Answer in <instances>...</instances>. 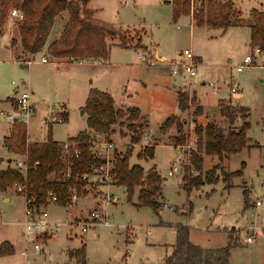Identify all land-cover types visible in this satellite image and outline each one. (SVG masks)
<instances>
[{
    "label": "rangeland",
    "instance_id": "1",
    "mask_svg": "<svg viewBox=\"0 0 264 264\" xmlns=\"http://www.w3.org/2000/svg\"><path fill=\"white\" fill-rule=\"evenodd\" d=\"M170 1L129 0L124 4L123 0H90L87 8L94 18L119 33L107 40V57L79 64L60 63L46 55L48 63L42 64L43 55L39 54L27 68H21L19 59L28 55H16L21 52L16 38L17 19L10 12L0 29V169H6V160L10 159L3 137L11 128L1 112L7 109V99L17 87L18 92L29 84L33 88L30 100L37 109L26 128L36 143H46L49 139L63 143L86 131L87 116L83 109L89 93L97 91L110 95L115 109L141 110L144 128L138 143L130 144L132 134L127 124L113 126L107 139L115 144L120 157L131 153L130 166H140L144 172L155 169L162 179L159 203L163 206L156 212L136 207L138 187L129 200L123 187H112L111 193L120 200L115 205L102 206L110 220L109 226L98 224L79 235L78 229L69 232L64 228L53 236L37 238L43 251L36 254L24 240L21 222L26 203L22 195L15 194L17 185H13L6 190L10 202L5 203L4 195L0 194V240L9 241L14 254L9 258L0 257V264H82L68 254L81 247L84 264H163L175 244L177 225L188 227L190 243L205 250L226 247L231 234L234 248L229 250L227 264H264V61L261 63L257 58L255 67L237 74L236 67L252 53L250 30L237 26L222 34L195 26L192 35L189 5L188 14L174 21L172 7L167 3ZM215 1L231 2L244 17L252 10L264 12V0ZM202 3L205 0H200ZM63 23L61 18L56 20L51 37L57 36ZM185 50L201 58L199 77L210 74L204 88L200 89L197 83L192 86L193 91L204 93L206 105L215 102L217 88L221 89L218 95L223 96L235 82L241 89L240 98L230 100L231 105L248 110L247 147L222 165L214 157L202 156L203 172L219 165L225 173H241L231 179L228 188L222 181V172L217 171V184L204 185L190 193L184 189L182 180L198 175L190 164L191 154L196 151L195 125H205L211 119V113L207 112L193 115L199 105L193 96L191 101L187 98V114L177 117L175 126L167 131L160 130L168 118L177 116L175 94L182 93L183 82L170 75L168 65ZM156 55L163 61L156 60ZM64 112L63 123L48 122ZM214 117L219 118L217 112ZM181 137L183 146H189V150L178 148L176 140ZM145 138L154 148L153 158L146 161L137 158L144 151ZM23 160L24 155L14 157L8 167L16 169L15 163ZM173 167L178 172L169 177ZM98 201L90 197L78 205L87 212ZM256 202L261 205L255 207ZM47 211L51 221H65L66 213L60 206L50 205ZM67 212L66 215L71 214L72 210ZM249 237L254 241L246 245L245 239Z\"/></svg>",
    "mask_w": 264,
    "mask_h": 264
},
{
    "label": "trees",
    "instance_id": "2",
    "mask_svg": "<svg viewBox=\"0 0 264 264\" xmlns=\"http://www.w3.org/2000/svg\"><path fill=\"white\" fill-rule=\"evenodd\" d=\"M89 1L0 0V29L12 10L19 12L22 20L17 19L16 22L17 42L21 53L33 58L47 45L57 18L65 14L67 15L65 25L59 37L48 43L47 55L68 62H97L108 55L107 40L119 36V33L113 27L94 19L93 12L87 8ZM168 4L172 7L174 21L188 14L189 0H172ZM196 12L194 25L197 27L226 32L231 27L249 26L250 48L258 47L264 53L263 11L252 10L249 20L245 21L241 19L240 13L235 10L231 2L205 0V4H200ZM187 98L184 93L177 94V107L180 112L188 111ZM7 100L10 102V99ZM83 112L87 116V130L70 139L80 143L82 151L80 160L74 161V175L88 171L95 163L88 156L87 150L91 135H104L108 138L113 132V126L127 124L126 128L132 134L130 144L140 141L144 125L141 123L143 118L137 108L115 109L110 95L91 91ZM202 112V109L196 106L193 115L201 116ZM216 112L219 118L214 117ZM216 112H210L211 119L205 125H195L196 151L191 154L190 164L198 175L188 179L185 177L182 180L187 193L204 185L217 184L219 182L217 171L222 172V181L226 184V188L229 187L233 177L241 175L239 171L225 173L219 165L247 147L248 110L232 106L230 101H219ZM175 121V117L168 118L160 130L167 131ZM176 142L177 146L184 145L182 137ZM3 144L8 153L17 156L26 155L29 164L38 162V166L31 168L26 175L15 168L0 169V193L6 192L13 185L23 186L27 195L34 199L37 207L46 204L49 193L57 195L59 198L57 204L62 206L70 189L80 188L71 179L62 181L61 143H55L51 139L46 143H27L26 127L15 124ZM153 153L154 148L147 147L137 154V158L151 160ZM130 155L131 153L119 157L113 171L115 183L125 189L128 200L134 188L138 187L136 207H147L156 212L163 206L159 203L162 179L154 168L144 172L140 166H130ZM202 156L216 158L219 165L203 172ZM1 163L0 159V165ZM78 192L81 197L86 196L81 189H78ZM228 241L229 244L224 248L205 250L190 243L188 227L177 225L175 244L172 246L171 254L164 258L163 264H227L229 250L234 248L231 234H228ZM13 254L14 249L8 242L0 244V257H10ZM68 254L77 262L85 263L82 247L69 251Z\"/></svg>",
    "mask_w": 264,
    "mask_h": 264
},
{
    "label": "built area",
    "instance_id": "3",
    "mask_svg": "<svg viewBox=\"0 0 264 264\" xmlns=\"http://www.w3.org/2000/svg\"><path fill=\"white\" fill-rule=\"evenodd\" d=\"M128 1L129 0H123V3L127 4ZM199 6L200 0H189L190 18L193 21L194 14ZM11 17L22 20L21 14L16 10H12ZM263 55V52H261L258 47L252 48L251 55H246L242 62L236 67V73L241 74L244 71L255 67L256 59L262 57L264 59ZM41 62L45 63L46 60L42 59ZM26 64L29 65L31 62L27 61ZM199 67L200 65L196 62L192 52L188 50L178 54L177 58L168 65L170 75L182 80V93L187 95L189 101H191L193 96L192 86L197 83V71ZM11 84L13 86L16 85L14 82H11ZM240 92L241 89L239 85L232 82L230 85V97L234 99L240 97ZM30 98L31 93L27 87L21 92H18L17 87L16 92H14L12 96L13 103L11 110L4 115L6 122L10 126L22 124L26 127L29 124L35 113V106ZM45 121H47V119H45ZM63 121L64 117L62 115L53 116L48 120L51 124H61ZM27 143L32 142L27 138ZM87 146L88 156L95 163L90 166L88 171L74 175V161L80 160L82 156L80 143L73 140L61 143V161L63 164V170L61 172L62 181L71 179L74 183L78 184L80 188L73 187L70 189L68 197H66L63 205L60 207L63 208L66 213H68L67 211L70 209L72 210V213H75L78 202L81 198L78 189H81L86 195H90L99 200L97 206L89 211L84 218L79 219L74 215H67L63 222L50 221L43 207L46 205L59 206L57 204L59 200L58 196L49 193L47 195L46 204L37 207L34 203V199L27 195L23 186H15V193L22 195L26 203L24 218L21 222L24 240L28 245H32L36 254L43 251V246L36 242L37 238L53 236L56 232L64 228L68 229L69 232L78 229L76 234L79 235L80 233L83 234L87 232V229L95 227L98 224L104 226L110 225V220L107 214L102 211V206L107 207L108 205H115L120 200L118 196L111 193L112 187H120L115 183L113 178V171L120 156L116 151L115 144L104 135H91ZM147 147H151V144L150 140L145 138V143L142 148L145 149ZM178 148L180 151L190 149L189 146H179ZM36 166H38V162H35L32 165L29 164L26 155L24 156L23 161H17L15 163L16 169H19L24 175H26L31 168H35ZM176 172H178L177 167H173L168 172V176L171 177ZM260 205V202L255 203V207H259ZM253 241L254 238L252 237L246 238L245 244H251Z\"/></svg>",
    "mask_w": 264,
    "mask_h": 264
},
{
    "label": "crops",
    "instance_id": "4",
    "mask_svg": "<svg viewBox=\"0 0 264 264\" xmlns=\"http://www.w3.org/2000/svg\"><path fill=\"white\" fill-rule=\"evenodd\" d=\"M172 1H170V2H167V3H171ZM235 8V7H234ZM235 10H237L236 8H235ZM239 12V11H238ZM251 12V11H250ZM250 12H249V14L247 15V17H244L243 15H242V13L241 12H239L240 13V15H241V17H243V18H241L242 20H245V21H247V20H249V18H250ZM182 16H186V15H182ZM94 17V16H93ZM181 17V16H180ZM189 17V16H188ZM58 18H61L63 21H64V23H63V25H62V27H61V30H60V32L62 31V29H63V27H64V25H65V21L67 20V15H65V14H63V15H61L60 17H58ZM57 18V19H58ZM95 19V18H94ZM189 31H190V33L193 35L194 34V30H195V25H194V21L189 17ZM243 27V26H242ZM247 28H248V30H250V28H249V26H246ZM232 28V27H231ZM230 29V28H229ZM218 31H220V30H218ZM60 32L57 34V36H55V37H49V41H48V43H50L52 40H55V39H57L58 37H59V34H60ZM222 32V31H221ZM225 32H222V34H224ZM48 43H47V45L45 46V48L42 50V52H40L39 54H42L43 55V57L41 58V60L42 59H45L46 60V62L45 63H42L41 62V60H40V63H42V64H46V63H48V59H47V57H46V47L48 46ZM8 48H10V47H8ZM12 48V47H11ZM11 51V50H10ZM20 51H21V49H20ZM39 54H37V55H39ZM16 55H23L21 52H17V54ZM37 55H35V56H37ZM14 56H15V54H14ZM35 56L33 57V58H24V59H19L20 61H19V63H21V64H23L22 66H21V68H27L28 66H30L31 64H32V61L34 60V58H35ZM16 57V56H15ZM158 59H161V61H163V58H160L159 56H157L156 55V60H158ZM195 60H196V62L200 65V67H201V62H202V60H201V58L199 57L198 58V56L197 57H195ZM27 61H30L31 62V64H29V65H27L26 64V62ZM56 61H58V62H64V61H66V60H63V59H56ZM264 60H262L261 58H260V62L262 63ZM51 63H54V62H51ZM71 63H79V62H71ZM83 63V62H82ZM82 63H79V64H82ZM255 64H257L256 62H255ZM260 65V67L262 66V64H258V66ZM257 66V65H256ZM209 77H210V74H206V73H203V74H201L200 75V77H199V75H198V79H197V85L198 86H200V89H202V88H204V86H205V81L207 80V79H209ZM158 82H160V81H158ZM176 85L177 84H173V87H176ZM28 88V90L30 91V93H31V95H32V92H31V90H33V88L31 87V84H29V87H27ZM220 88H217V92H216V96H215V102L213 103V104H209V105H206V102H205V98H206V96H204V93H198L197 91H193V97H194V101L195 102H197L199 105L197 106V107H200L201 109H202V111L203 112H207V113H210L211 111H214V112H216V108H217V105H218V102L219 101H232V100H236V101H238V99L240 98V97H237V98H231L230 97V91H229V93L227 94L226 92L223 94V96L221 95V94H219L218 95V93H220ZM179 93V91L178 92H176V94H175V96H176V104H177V94ZM8 99H10V102L8 101V102H6V104H7V106L8 107H6L7 109L6 110H3V112H1V114L3 115V117H4V115L5 114H7V113H9L10 112V110H11V107H12V103H13V100H12V97H9ZM34 106H35V112H36V109H37V107H36V105L34 104ZM115 107V106H114ZM139 111H140V114H141V116H142V112H141V110L139 109V108H137ZM203 112H202V114H203ZM187 114V111L186 112H180L179 110H178V107H177V116H171V117H175V118H179L182 114ZM65 119H66V113L64 112V114L62 115ZM5 118V117H4ZM195 120H197L196 118L194 119V121ZM175 124H176V121H175ZM175 124H173V126H175ZM187 123H185V125H186ZM184 125V126H185ZM12 127L13 126H11V128H10V131H11V129H12ZM10 131H9V133H8V135L7 136H4L3 137V140L6 138V137H8L9 136V134H10ZM26 134H27V138H28V140L29 141H31L32 143H36V141H34L29 135H28V132H27V128H26ZM8 156H9V158L10 159H7L6 160V163L7 164H5V166H9V164L11 163V161H12V158H19V156H17V155H13V154H10V153H8ZM3 169V168H2ZM0 194H3L4 195V197H3V201L5 202V203H8V202H10V198L8 197V196H6L7 195V192H4V193H0ZM15 194H17V193H15ZM90 197H92V196H90V195H86V196H83V197H81L80 198V202L81 201H87L88 199H90ZM93 198V197H92ZM93 199H96V198H93ZM98 203V202H97ZM96 203V204H97ZM50 205H46L45 207H47L46 208V210H45V212H46V214H47V216L49 217V214H48V211H47V209H48V207H49ZM55 206H57V205H55ZM45 209V208H44ZM65 213H66V211H64ZM89 211H84V209H83V207H80L79 205H77V209H76V211H75V213H71V214H68L69 216L71 215V216H75V217H77V218H79V219H82V218H84L85 216H86V214L88 213ZM67 214V213H66ZM65 214V216H67ZM50 218V217H49ZM50 220V219H49ZM51 221V220H50ZM51 241V240H50ZM3 242H8L12 247H13V245L9 242V241H2V240H0V244L1 243H3ZM13 249H14V247H13ZM11 257V256H10ZM6 258H9V257H6ZM5 258V259H6Z\"/></svg>",
    "mask_w": 264,
    "mask_h": 264
},
{
    "label": "water",
    "instance_id": "5",
    "mask_svg": "<svg viewBox=\"0 0 264 264\" xmlns=\"http://www.w3.org/2000/svg\"><path fill=\"white\" fill-rule=\"evenodd\" d=\"M158 61H161V59H158ZM83 113V112H82Z\"/></svg>",
    "mask_w": 264,
    "mask_h": 264
}]
</instances>
